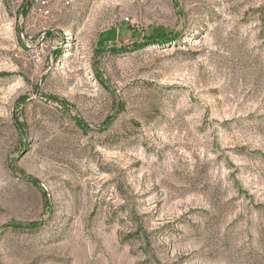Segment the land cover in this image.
<instances>
[{
	"label": "rangeland",
	"instance_id": "obj_1",
	"mask_svg": "<svg viewBox=\"0 0 264 264\" xmlns=\"http://www.w3.org/2000/svg\"><path fill=\"white\" fill-rule=\"evenodd\" d=\"M32 2L0 0V264H264V0Z\"/></svg>",
	"mask_w": 264,
	"mask_h": 264
},
{
	"label": "built area",
	"instance_id": "obj_2",
	"mask_svg": "<svg viewBox=\"0 0 264 264\" xmlns=\"http://www.w3.org/2000/svg\"><path fill=\"white\" fill-rule=\"evenodd\" d=\"M32 1H33V0H30V3H33ZM32 7H33V5H31V9H32Z\"/></svg>",
	"mask_w": 264,
	"mask_h": 264
},
{
	"label": "trees",
	"instance_id": "obj_3",
	"mask_svg": "<svg viewBox=\"0 0 264 264\" xmlns=\"http://www.w3.org/2000/svg\"><path fill=\"white\" fill-rule=\"evenodd\" d=\"M28 9H29V7L27 8V11H28ZM27 11H26V12H27Z\"/></svg>",
	"mask_w": 264,
	"mask_h": 264
}]
</instances>
